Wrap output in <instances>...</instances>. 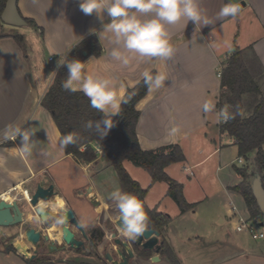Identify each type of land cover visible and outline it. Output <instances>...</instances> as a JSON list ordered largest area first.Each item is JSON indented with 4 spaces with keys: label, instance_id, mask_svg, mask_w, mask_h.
<instances>
[{
    "label": "crops",
    "instance_id": "obj_1",
    "mask_svg": "<svg viewBox=\"0 0 264 264\" xmlns=\"http://www.w3.org/2000/svg\"><path fill=\"white\" fill-rule=\"evenodd\" d=\"M80 3L81 0H18L21 17L34 22V25L22 26L25 28L8 25L0 17V199L10 194L12 202L20 204L24 217L22 224L2 227L0 264H32L33 260L36 264H96L85 256L66 258V246L70 245L63 240L65 224L58 221L64 220L66 212L70 210L86 234L100 235L99 233L107 230L105 226L109 219L112 223L120 220L119 215L117 220H112L111 215L107 214L116 205L110 198L114 191L103 186L105 171L113 168L105 154L98 151V159L90 164H82L72 155H67L65 149L60 147L62 135L51 113L42 106V100L57 74L54 71L58 61H65L78 44L93 35L97 36L103 54L101 57H88L84 61L85 72L115 81L121 103L128 89L144 80L145 73L155 71L166 76L162 87L148 92L137 104L140 112L137 135L144 151L178 145L186 157L185 162L168 166L166 173L183 185L186 200L195 206L193 210L181 213L177 204L167 195V183L152 185L151 181L148 188L152 190L159 184L167 186L165 197L154 208L149 207L171 217L172 221L163 236L179 262L264 264V247L249 248L229 235L214 239L198 233L193 235L184 228L186 222L196 216L198 206L202 203H192L194 201L189 196L197 182L193 170L214 162L220 193L226 197L243 199L233 190L243 182V178L235 170V161L227 163V154L234 151L238 163L240 159L243 160L242 164L239 163V168H248L250 163L255 168V154L249 160L241 158L236 139L222 131V122L217 119L222 92L219 74L236 48L244 50L253 47L264 68V0H199L209 25L205 26L202 21L197 28L194 23L182 20L170 28L171 43L175 48V55L171 60L131 62L127 68L111 58L110 53L114 47L111 34L102 32L103 24L110 22L106 13L102 19L95 14L85 16L80 11ZM229 3L239 4L242 13L234 20L218 19L221 8ZM14 36L23 37V43H19ZM205 102L214 104L215 109L206 114L203 111ZM9 125L37 131L34 139L38 144L31 156L20 153L19 139L3 141V130ZM225 139L229 140L225 142ZM93 146L100 150L96 145ZM192 152H196V156L201 159L191 163ZM215 159L218 160L215 162ZM127 163L137 167L126 162L128 172ZM180 164L183 165L182 171L177 170ZM227 167H232L237 183L222 176ZM249 174L251 181L253 171H249ZM39 185L44 188L54 186L55 190V196L50 202L40 203V207L49 213L47 222H42L37 217L24 194L25 191L33 194ZM120 192L123 193V188ZM58 199L63 205L58 203ZM147 203L149 205L148 201ZM164 203L166 206L160 211V206L163 207ZM87 205L93 209L92 216L85 211ZM230 205L236 206L233 202ZM73 206L79 209L78 215ZM230 212L234 214L232 208ZM238 213L245 218L239 209ZM220 221L221 224H226L224 219L221 218ZM32 222L38 224L39 229L45 230L46 236H50L49 230L52 227L60 228L56 235H61V240L53 238L52 241L63 245V240L66 246H59L60 251L41 254L35 259H32L34 252L31 249H27L25 253L20 251L19 241L23 235L18 232ZM50 222L53 224L47 227ZM259 223L261 226L262 219ZM67 226L81 243L82 232L74 225ZM133 256L138 259L139 264L150 263L148 259L135 253ZM51 257L55 259H50ZM158 261L159 264H169L168 261Z\"/></svg>",
    "mask_w": 264,
    "mask_h": 264
},
{
    "label": "trees",
    "instance_id": "obj_2",
    "mask_svg": "<svg viewBox=\"0 0 264 264\" xmlns=\"http://www.w3.org/2000/svg\"><path fill=\"white\" fill-rule=\"evenodd\" d=\"M7 2L8 0H0V17ZM25 21L28 25H34L30 20ZM14 38L23 43V37ZM102 54L103 48L97 36L93 35L78 44L65 62L74 59L84 62L88 57H101ZM67 71L66 67L59 69L42 100V106L51 113L62 138L73 132L80 137L75 146L65 149L66 154L72 155L82 164H90L98 159V150L93 146L96 145L115 169L123 193L135 195L142 201L144 211L149 217V230L159 233L162 237L159 252L144 250L136 242L132 243L137 255L150 259L154 253H158L165 255L169 264H181L163 236L172 221L171 217L148 206L146 199L149 189H144L134 180L125 166L126 162H131L145 169L151 175L152 185L167 183V195L177 204L182 214L195 208L187 202L183 185L166 173L168 166L185 162L182 148L174 145L156 151H144L140 146L137 135L140 112L137 110V104L148 94L144 80L134 88L128 89L120 106V116L113 119L116 126L101 140L95 131H85L83 125L88 121L101 119L103 114L90 107V101L82 92L70 93L62 89ZM221 73L222 92L218 110L228 106L229 112L232 113L236 110L235 106H238L243 112V116L238 115L234 120L222 122L221 129L236 139L241 158L249 160L250 156L255 154L254 166L256 173L261 174L264 186V68L253 47L244 50L236 48ZM156 74L154 71L150 75ZM235 170L243 178V182L233 190L243 197L251 220H254L262 213L253 195L249 169L235 167ZM31 263L36 264L34 260Z\"/></svg>",
    "mask_w": 264,
    "mask_h": 264
},
{
    "label": "clouds",
    "instance_id": "obj_3",
    "mask_svg": "<svg viewBox=\"0 0 264 264\" xmlns=\"http://www.w3.org/2000/svg\"><path fill=\"white\" fill-rule=\"evenodd\" d=\"M80 11L85 16L95 14L102 19L106 13L109 23L103 24V33L111 34L114 45L110 55L122 67H129L131 62H145L151 60H171L175 55V48L171 43L170 28L182 20L194 23L197 28L203 21H209L203 15L199 0H81ZM239 4H227L221 8L217 18L236 19L241 13ZM67 68V77L62 82V89L66 92H82L90 101V107L100 113L102 118L88 121L83 125L85 131H95L103 140L116 126L113 117L120 116V98L115 81L92 72H85V63L80 60L65 62L59 60V69ZM166 76L157 73L155 76L144 74V84L151 93L163 86ZM215 109V105L205 102L203 111L207 114ZM230 113L225 106L217 113L220 122H229L236 116H243L242 110L235 106ZM37 131L33 128L7 126L3 130V141H20V153L31 156L38 141L34 139ZM50 140V137H48ZM80 139L75 132L63 136L60 147L66 149L75 146ZM121 221V234L135 240L149 230V217L144 211V205L135 195L114 191L111 194ZM63 220L58 223H63Z\"/></svg>",
    "mask_w": 264,
    "mask_h": 264
},
{
    "label": "rangeland",
    "instance_id": "obj_4",
    "mask_svg": "<svg viewBox=\"0 0 264 264\" xmlns=\"http://www.w3.org/2000/svg\"><path fill=\"white\" fill-rule=\"evenodd\" d=\"M9 30L10 29H8V31ZM228 140L229 139H225V142ZM192 153L193 156H191V163L201 159V157L196 156L197 154L196 152H192ZM217 160L218 159H215V162ZM226 161L227 163H231L232 161H235L233 164H235L237 167H241V165L238 163L236 159V155L234 151H229L226 157ZM213 164L214 162L211 161V163H207L203 167L193 170V173L196 175L197 182L196 184L193 185L194 188L193 190H191V192H189V196L194 201L192 203H199V202L202 203L198 206V213L196 214V216L192 217V219L186 222L184 228H187L188 231H191L193 235H196V233H198L199 235L210 239L222 238L223 235H229L230 238L243 242L249 248L264 247V240L254 241V239L249 233L244 232L240 234L236 232L235 225L239 220V218L233 219L234 215L230 212L232 208L230 204L231 202H233L236 205V207L239 209V211L244 215L245 219L251 220L247 205L245 201L240 197L234 196L230 198L220 193L219 186L216 180V166H214ZM250 164H248L247 166L250 172L253 171L252 174L253 177L251 179V181H253V178L257 171L253 167V165ZM126 165L129 168L130 171L129 174L131 175V177L137 182H139L144 189H148L152 181L151 175L143 168L133 167V165L129 163H127ZM182 166H183L182 164L178 165L177 170H181ZM222 176L223 177L226 176L228 179H231L232 183H237L236 175L232 167L225 168V170L222 173ZM103 179H104L103 186H105L106 189L110 191H120L122 189L121 182L114 168H108L105 171ZM166 187H167L166 184H159L156 187H154L152 190H149L151 191L150 194L148 193L149 197L147 196L149 200L146 199V202L147 201L149 202L148 206L154 208L156 204L159 203V201L165 197ZM164 206H166L165 203L163 207L160 206V211L161 209L164 208ZM73 207L78 215L80 212L79 209L76 206ZM86 208L87 210L85 211L87 212V214L92 216L93 213L92 207L87 205ZM107 214L111 215L112 220L118 219L119 213L116 209V206L113 207L110 210V212H108ZM221 218L226 221V224H221L220 221ZM261 219L263 222L264 219L262 218V215L254 219L256 220L254 221V223H251L254 229L253 233H258L261 231V228L259 227L260 224L259 222L261 221ZM79 220L81 221L80 218ZM116 222L112 223V221L109 219L105 226L107 230H104L101 233H99L100 235L96 233L94 234L91 233V235L87 234V238L89 240L85 242L87 244V245L85 244L86 245L85 248L74 249L70 246H66L62 240L61 242L63 245H59L58 243L54 242L53 247L54 248L57 247V249L50 250V242L45 243L43 239L36 246V249L39 250L41 254H53L55 251H60L59 246L60 248L66 246L68 251L66 258L69 259L75 258V256H85V258L92 259V262L95 261L96 264H139L140 262L138 261V259L135 256H133L135 252L132 247V243L137 242V239L131 240L125 238L121 234V221L119 220V222L118 221ZM52 224L53 222L48 223L47 227L51 226ZM39 227L40 226L36 223L33 222L28 223L23 228H21L18 233L21 234V236L23 235L22 237H24V235L30 229L34 228L36 230H39L43 234H47L45 230L39 229ZM51 229L54 235H56L60 230V228L58 229L57 227H52ZM50 238L51 240L53 239L52 236H50ZM57 239L61 240V236ZM161 240L162 237H159V244L161 243ZM19 249L23 253H25L26 250L28 249L23 245L22 240L19 241ZM60 256L62 257L63 255ZM60 256L58 258L61 259ZM50 259H55V258L51 257ZM44 260L46 259L44 258ZM153 260L155 262H152ZM158 260L169 262L168 258L165 255H160L157 253H154L152 258L148 259L147 261L148 263L150 262L149 264H159L157 263L159 262ZM142 264H146V263H142Z\"/></svg>",
    "mask_w": 264,
    "mask_h": 264
},
{
    "label": "water",
    "instance_id": "obj_5",
    "mask_svg": "<svg viewBox=\"0 0 264 264\" xmlns=\"http://www.w3.org/2000/svg\"><path fill=\"white\" fill-rule=\"evenodd\" d=\"M18 0H8L5 10L1 16V20L12 26H26V21L21 17L18 6ZM86 55V54H85ZM252 191L256 199L258 207L262 213L264 219V186L262 176L256 173L252 182ZM55 196L54 186L49 188H44L42 185L37 186L34 193L31 195L30 207L35 210V214L40 218L42 222H47L49 219V213L46 209L40 207L41 201L45 203L50 202ZM65 226L63 227V240L67 245L72 247H79L81 243L75 239V235L72 233L67 225L76 226L84 235L85 231L79 222L75 219L72 211L68 210L66 216L63 220ZM24 222L23 212L21 206L17 201L9 202L5 198L0 199V227H10L22 224ZM261 228H264V220L261 224ZM160 234L154 231L148 230L145 234L137 238V244L142 246L144 250H156L160 251L159 244ZM50 242V250L57 249L54 248V242L51 240L50 236H43L41 232L36 229H30L23 237V241L32 249L38 245L42 240Z\"/></svg>",
    "mask_w": 264,
    "mask_h": 264
},
{
    "label": "built area",
    "instance_id": "obj_6",
    "mask_svg": "<svg viewBox=\"0 0 264 264\" xmlns=\"http://www.w3.org/2000/svg\"><path fill=\"white\" fill-rule=\"evenodd\" d=\"M222 71V70H221ZM222 73L220 72L219 74V77H221ZM223 123H227V122H223ZM98 151H101V150H98ZM239 163H243V160L240 159L239 160ZM25 194V197L27 199V201L30 203L31 202V195L29 191H25L24 192ZM232 212L234 213V218H239V220L237 221L236 223V231L239 232V233H242V232H247L249 233L252 238L254 240H263L264 239V230L263 228H261V226H259L261 228V231L258 232V233H253L254 229L251 225V223H254L255 220H246L245 218L241 217L238 213V209L236 206L232 205ZM39 218V217H38ZM40 219V218H39ZM2 233V227H0V234Z\"/></svg>",
    "mask_w": 264,
    "mask_h": 264
},
{
    "label": "flooded vegetation",
    "instance_id": "obj_7",
    "mask_svg": "<svg viewBox=\"0 0 264 264\" xmlns=\"http://www.w3.org/2000/svg\"><path fill=\"white\" fill-rule=\"evenodd\" d=\"M41 233H42V232H41ZM42 235L45 236L46 234H43V233H42ZM82 235H83V240L81 241V243H82L81 247H79V248H74V249H81V248H85V247H86L85 242H87L89 239L87 238V234H86V232H85V235H84L83 233H82ZM44 242L46 243L47 241L44 240ZM36 246H37V245H36ZM36 246L33 247V248L31 249V250L34 252V256H32V259H35V257L41 255V252H40L39 250L36 249ZM132 247H133V246H132ZM133 249H134V248H133ZM134 252H135V250H134ZM135 254H137V253L135 252Z\"/></svg>",
    "mask_w": 264,
    "mask_h": 264
},
{
    "label": "bare ground",
    "instance_id": "obj_8",
    "mask_svg": "<svg viewBox=\"0 0 264 264\" xmlns=\"http://www.w3.org/2000/svg\"><path fill=\"white\" fill-rule=\"evenodd\" d=\"M4 198L7 200V201H9V202H12V200H13V197L10 195V194H6L5 196H4ZM43 203H45L44 201H43ZM42 203V201H41V204H43ZM58 203L60 204V205H63V202L61 201V200H59L58 199ZM46 204V203H45ZM54 209V208H53ZM55 210V209H54ZM55 212H56V210H55ZM49 234H50V236H52L53 238H59L61 235H59V236H57V235H54L53 234V232H52V229H50L49 230ZM22 241H23V239H22ZM23 243H24V245L29 249V246L23 241Z\"/></svg>",
    "mask_w": 264,
    "mask_h": 264
}]
</instances>
